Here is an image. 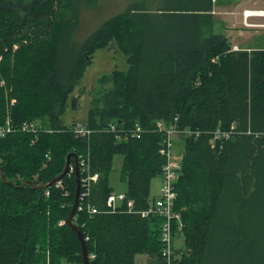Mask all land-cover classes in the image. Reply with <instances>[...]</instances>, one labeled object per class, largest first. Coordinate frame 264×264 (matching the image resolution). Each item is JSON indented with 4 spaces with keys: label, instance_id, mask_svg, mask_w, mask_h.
<instances>
[{
    "label": "trees",
    "instance_id": "trees-1",
    "mask_svg": "<svg viewBox=\"0 0 264 264\" xmlns=\"http://www.w3.org/2000/svg\"><path fill=\"white\" fill-rule=\"evenodd\" d=\"M80 1L0 0V166L16 184L0 174V264H84L67 221L76 158L81 181L99 174L75 217L90 264H137L138 255L164 264V219L142 215L168 162L158 123L180 130L183 143L182 226L174 223L183 245L173 264H264V49L235 51L216 31L213 0H162L157 13L132 5L77 48ZM106 48L119 49L127 68L99 78L84 123L65 124L72 94ZM78 124L90 135L78 136ZM69 154L75 171L43 188ZM117 155L127 199L113 209Z\"/></svg>",
    "mask_w": 264,
    "mask_h": 264
},
{
    "label": "rangeland",
    "instance_id": "rangeland-1",
    "mask_svg": "<svg viewBox=\"0 0 264 264\" xmlns=\"http://www.w3.org/2000/svg\"><path fill=\"white\" fill-rule=\"evenodd\" d=\"M187 4L189 5V3ZM213 4L212 14L217 20L216 31L224 33L229 38L233 49L235 46L264 48V16H254L255 18L253 17L248 20L249 24H252L255 20L261 22L260 26L255 27L248 26L243 18L246 10L264 11V0H213ZM132 5H138L157 13V9L163 5V1L81 0L79 3L78 24L73 35L77 48L108 19L125 12ZM254 28L258 31L257 33L253 31ZM126 68V58L119 49L106 48L97 51L80 85L72 94V105L70 104L64 114L63 122L67 125L74 122L84 123L87 119L90 100L93 96L91 91L93 87L98 86L99 78L103 75L110 74L114 70H125ZM178 141H180V136L176 138V142L174 143V153L181 156L183 143ZM122 163L123 157L117 155L114 159V167L110 175V184L116 193L127 189L121 177ZM161 181V178H156L153 183L157 186ZM182 245V240L178 239L175 241L176 247Z\"/></svg>",
    "mask_w": 264,
    "mask_h": 264
},
{
    "label": "built area",
    "instance_id": "built-area-1",
    "mask_svg": "<svg viewBox=\"0 0 264 264\" xmlns=\"http://www.w3.org/2000/svg\"><path fill=\"white\" fill-rule=\"evenodd\" d=\"M253 16H264V11H252L246 10L244 12L245 21ZM235 51H239L240 49L235 46ZM29 126H25L24 128H28ZM33 127V126H32ZM158 127L166 131L167 140L166 146L162 149V153L167 155L168 162L164 167V172L162 175V185L160 189V195L157 199H155L153 205L146 211L142 212L143 216H148L149 214L159 215L164 219V222L161 227V241L163 243V251L162 256L165 260V264H173L174 254H175V235H174V223L179 222L181 224V214L175 211V202L177 199L176 192V183L179 179L181 170H182V155L178 156L174 152V143L176 142V138L181 135L180 130L176 127H165L162 123H158ZM114 129V127H113ZM141 128L138 127L137 131H140ZM0 132L2 129L0 128ZM75 132L78 136L86 137L90 135V131L87 130L82 124H78L75 128ZM188 134H192V132L187 131ZM222 133V136L220 134ZM216 138L221 137H229V132H222L221 130H217L215 133ZM81 165L87 169V163L83 160ZM74 166H71L69 172H74ZM99 179V174H89L86 178L81 181V187L85 188L84 191L80 192L79 196V210H82L84 207V202L89 196L90 187L93 182H96ZM127 199L126 193H115L113 192L107 199L108 207L113 209L116 208L118 202H122ZM130 207H133V201L129 200L128 202ZM88 209L93 213H97L98 210L92 206H88Z\"/></svg>",
    "mask_w": 264,
    "mask_h": 264
},
{
    "label": "water",
    "instance_id": "water-1",
    "mask_svg": "<svg viewBox=\"0 0 264 264\" xmlns=\"http://www.w3.org/2000/svg\"><path fill=\"white\" fill-rule=\"evenodd\" d=\"M73 156H74V154L68 155L66 165H65V169L62 172V174L57 176L55 179H53L49 184L43 186V188H47L53 184L59 183L69 173L70 168H71V159ZM75 165H76V179H77L76 200H75V204L73 206V209H72L70 215L68 216L67 221H68V224L74 229V231L76 232V234H77V236L81 242L84 264H90L88 250H87V243H86L84 233H83L81 227L75 223V217H76V214L78 211V205H79V196H80V192H81V176H80V169H79V161L77 158H76V164ZM0 174H1V177H2V180L4 183L11 185V186H16L14 181L8 180L2 166H0ZM26 184H28V183L25 182L23 187ZM29 185L33 186L34 183L29 182Z\"/></svg>",
    "mask_w": 264,
    "mask_h": 264
},
{
    "label": "crops",
    "instance_id": "crops-1",
    "mask_svg": "<svg viewBox=\"0 0 264 264\" xmlns=\"http://www.w3.org/2000/svg\"><path fill=\"white\" fill-rule=\"evenodd\" d=\"M254 17V16H253ZM253 17H251V18H249V19H252ZM243 18H244V15H243ZM255 18V17H254ZM249 19H247V24H248V26H252V27H255V26H260L261 25V22H259V21H257V20H255L252 24H249L248 23V20ZM244 20H245V18H244ZM263 26V25H262ZM253 31L254 32H258L255 28L253 29ZM255 35V34H254ZM240 50L242 49V50H248V51H251V50H255V49H259V48H257V47H254V46H237ZM264 49V48H263ZM161 185H162V181H161V183L160 184H158L157 186H155V184L153 183V190H154V198L155 199H157L158 197H159V195H160V189H161ZM114 192L116 193V191H115V189H114ZM126 192V190H124V191H122V192H120V193H125ZM148 262H149V258H148V256H146V255H138L137 256V264H148Z\"/></svg>",
    "mask_w": 264,
    "mask_h": 264
},
{
    "label": "bare ground",
    "instance_id": "bare-ground-1",
    "mask_svg": "<svg viewBox=\"0 0 264 264\" xmlns=\"http://www.w3.org/2000/svg\"><path fill=\"white\" fill-rule=\"evenodd\" d=\"M220 136H222V133L220 134ZM216 138V137H215ZM225 138V137H224ZM216 139H220V138H216ZM225 139H228L227 137L225 138ZM167 140V139H166ZM80 204V203H79ZM78 208H79V205H78ZM176 211V210H175ZM178 212V211H177ZM178 213H180V212H178ZM181 214V213H180ZM174 257H175V254H174ZM163 260H164V258H163ZM173 263H174V259H173ZM164 264H165V260H164Z\"/></svg>",
    "mask_w": 264,
    "mask_h": 264
}]
</instances>
